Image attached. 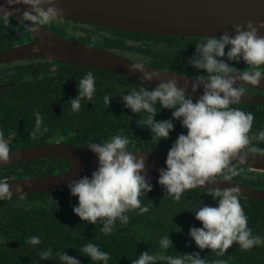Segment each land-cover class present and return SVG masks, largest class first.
<instances>
[{"label": "trees", "instance_id": "obj_1", "mask_svg": "<svg viewBox=\"0 0 264 264\" xmlns=\"http://www.w3.org/2000/svg\"><path fill=\"white\" fill-rule=\"evenodd\" d=\"M45 28L65 37L101 46L137 61L170 69L196 77L207 76L204 70L194 68L189 60L194 56L196 44L204 37L164 36L130 33L92 24L60 19ZM32 34L23 23L13 18L5 26L0 21V50L31 40ZM228 48L225 49V52ZM237 69L250 70L243 60L227 61ZM55 64V71L51 65ZM264 72V66L259 69ZM89 71L96 81L92 101L81 100L79 111H73L70 100L78 95L77 85ZM155 87L128 76L95 69L49 61L23 59L0 65V130L4 132L12 150L51 142H67L82 146L102 143L115 135H123L130 141L128 150H169L178 135L186 134L179 120L173 119L174 130L167 140L152 138L151 130L142 121L147 113H133L125 107L122 96L133 88ZM112 96L109 105L104 97ZM195 101V99H193ZM159 109L155 120L172 119V109ZM244 112H251L255 119L250 135L264 131V103L234 104ZM43 117V127L48 131L36 138L30 136L35 128V113ZM253 146L264 150V141L253 140ZM239 176L232 180L257 188H264V172L254 171L242 164ZM66 159L44 158L14 164L0 169V180L47 175L70 168ZM152 191L142 196L149 211L126 213L127 223L115 222L111 234L101 231L102 222L89 224L74 213L78 197L69 188L27 193L24 198L13 195L10 200H0V264H62L57 253L74 257L80 264H104L92 262L80 249L88 243L97 245L109 254L107 264H132L145 251L150 254L163 252L173 257L199 253L207 264L225 260L227 264H264V244L250 250H242L234 244L224 256H217L210 249L201 251L189 235L191 227H202L195 219V211L204 205L217 206L208 195L209 189L196 188L186 191L179 201L168 195L158 182H150ZM248 217V227L253 235L264 238V202L239 196ZM169 235L173 248L162 250L160 239ZM32 236L39 237L41 244L27 243ZM52 250L49 260L40 259V252ZM165 264V262H157Z\"/></svg>", "mask_w": 264, "mask_h": 264}, {"label": "clouds", "instance_id": "obj_2", "mask_svg": "<svg viewBox=\"0 0 264 264\" xmlns=\"http://www.w3.org/2000/svg\"><path fill=\"white\" fill-rule=\"evenodd\" d=\"M8 9L0 6V21L5 26L15 18L23 23L31 33H38L40 29L63 17V9L55 6L56 0H6ZM26 6L21 9L15 5ZM10 9V10H9ZM16 13H21L16 17ZM30 22V25L25 24ZM235 35L229 36L225 32L220 37H205L202 43L196 44L194 56L189 63L196 69L204 70L207 76H200L196 83L191 84L192 92L203 88L202 95L193 100L187 96L188 84L179 87L175 75L160 81L155 87L133 88L122 96L125 107L133 113H147L142 123L147 126L153 136L167 140L174 130V120H179L186 134H179L170 147L166 168L159 169L158 183L166 193L179 201L186 191L198 187H206L215 183L218 178L229 182L239 176V169L234 161L243 164L248 159L249 152L264 154V150L253 146V140L264 141V131L250 135L254 122L251 112H244L232 105L238 104L245 94V84L258 86L264 79V72L259 69L264 66V36L258 31L264 28V21L249 20L246 24L233 25ZM228 51L225 52V49ZM33 52H39V47H33ZM227 61L243 62L250 70L237 69ZM52 60L51 56L48 58ZM143 61L132 63L129 71L142 74V81L149 82L159 79L156 71H147ZM56 65H51L55 71ZM78 95L70 100L72 110L79 111L81 100L92 101L96 92V81L89 71L77 85ZM112 96H105L104 103L109 105ZM163 109H172V119L156 121L159 111L156 104ZM35 128L30 136L36 138L47 132L43 127V117L39 112L35 114ZM130 141L123 135H115L102 143H90L87 147L98 157V168L91 177L84 176L69 183L71 195L78 197V206L74 213L89 224L102 222L101 231L111 234L115 222L127 223V212L139 210L141 214L148 212L144 206L142 196L152 191L151 183L146 179L145 156L136 155L128 151ZM12 149L0 130V163L8 164ZM30 187V185H29ZM208 195L216 200L217 206H200L195 213V219L202 227H191L189 235L201 250L210 249L217 256H224L234 244L242 250H250L254 246L264 244V238L253 235L248 227V217L240 203V188L225 189L208 188ZM16 193L24 198V191L20 185L16 186ZM13 196L10 184L0 180V200H10ZM27 243L36 246L41 244L39 237L32 236ZM160 248H173L169 235L160 239ZM80 252L90 258L92 262L110 259L107 252L97 245L88 243ZM62 264H80V261L64 252L57 253ZM40 259L49 260L52 250L48 249L39 254ZM207 264L199 253L178 256L166 255L163 252L150 254L145 251L132 264ZM213 264H227L225 260H215Z\"/></svg>", "mask_w": 264, "mask_h": 264}, {"label": "water", "instance_id": "obj_3", "mask_svg": "<svg viewBox=\"0 0 264 264\" xmlns=\"http://www.w3.org/2000/svg\"><path fill=\"white\" fill-rule=\"evenodd\" d=\"M0 6L8 9L6 0ZM56 7L63 9L61 19L83 22L104 28L130 33L164 35L178 37H220L225 32L235 35L233 25L246 24L252 20L264 21V0H56ZM25 10L24 5H15ZM10 10V9H9ZM21 13H16L19 17ZM30 25V22H25ZM31 40L7 49L0 50V65L23 59H44L100 69L142 81V74L129 71L132 63L139 62L119 52L80 42L57 34L44 26L38 33H31ZM258 35L264 36V28ZM39 47V52H33ZM147 71L159 73V79L144 82L157 86L175 75L179 87L188 84L187 96L198 99L203 93L201 86L192 92L191 84L200 77L173 71L145 63ZM245 94L238 104L264 103V79L258 86L245 84ZM145 156L146 175L149 182H158L159 169L166 168L169 150L134 151ZM8 164L0 163V169L23 162L44 158L66 159L70 168L47 175L16 177L6 180L13 192L20 185L25 194L68 188L69 183L84 176L91 177L98 168V157L88 147L57 141L41 145L20 147L12 150ZM234 163H238L234 161ZM240 164V163H238ZM242 165L251 170L264 172V154L251 153ZM30 185V187H29ZM239 187L240 196L264 202V188H257L242 182L218 180L200 188Z\"/></svg>", "mask_w": 264, "mask_h": 264}]
</instances>
